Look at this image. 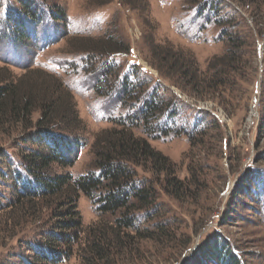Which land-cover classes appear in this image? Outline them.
<instances>
[{
  "label": "rangeland",
  "instance_id": "1",
  "mask_svg": "<svg viewBox=\"0 0 264 264\" xmlns=\"http://www.w3.org/2000/svg\"><path fill=\"white\" fill-rule=\"evenodd\" d=\"M218 1L222 2L221 15L209 12L198 18L196 8L187 9L183 0H36L43 18L28 26L29 38L20 44L13 42L9 26L6 28L7 13L15 11L17 3L0 0V64L19 66L11 69L21 77L34 63L35 68L57 72L72 86L77 111L86 126V132L81 134L84 146L79 159L66 171L74 177L92 172L95 134L111 128V120L126 112L115 101L116 95L110 100L96 92V85L107 92L103 84L109 71L104 65L107 60L109 68L115 69L113 73L119 71V79L134 70L129 66L137 65V71L143 73L141 80H151L147 88L157 89L159 97L179 108L175 127L168 128V135L151 139L142 127L135 128V133L148 138L155 150L175 164L176 178L186 183L187 192L175 197L172 190L155 183L152 173L138 171L139 177L153 182L159 192L160 229H166L168 237L162 234L159 241L142 242L139 252L125 255L119 264H183L214 232L227 237L245 264H264V196L258 205L236 193L242 177L246 180L248 173L264 172V25L257 22L264 18V9L263 13L258 9L264 6V0L252 4ZM57 9L66 13L67 27L51 19ZM256 15L263 18L257 19ZM224 31L243 36V61L248 64V76H235L231 87L225 88L227 91L212 94L210 99L197 100L175 82L161 77L146 60V37L154 34L157 40L191 52L200 72H206L211 60L225 53ZM110 37L128 53L94 56L92 61L87 54L76 51L83 43L99 46ZM115 82L112 88L119 94L120 87ZM133 112L136 110L128 115ZM38 118L39 113H35L33 121ZM167 120L165 116L162 123ZM19 132L0 136L2 207L14 199L17 187L22 188L27 182L21 175L22 164L17 155L28 148L20 139H14ZM14 172L21 173L19 179ZM79 210L86 226L98 222L96 208L83 196ZM49 212L44 208L34 216L24 206L0 213V264H22L33 254L32 246L50 232ZM223 217L225 227L220 225ZM145 226L158 231L152 225ZM63 264H80V259L74 255Z\"/></svg>",
  "mask_w": 264,
  "mask_h": 264
},
{
  "label": "trees",
  "instance_id": "2",
  "mask_svg": "<svg viewBox=\"0 0 264 264\" xmlns=\"http://www.w3.org/2000/svg\"><path fill=\"white\" fill-rule=\"evenodd\" d=\"M14 1L17 11L7 13L6 28L9 26L14 43L24 44L23 41L29 38L26 35L28 26L41 21L43 13L36 0ZM239 1L255 3V0ZM221 5L218 0H183L187 9L196 8L198 18L208 16L209 12L210 15H221ZM258 9L263 13L264 6ZM56 11L51 19L67 27L66 13ZM256 17L263 18V15ZM257 22L264 25V18ZM223 33L225 53L214 57L206 72H200L191 52L176 48L168 41L157 40L154 34L146 37V60L161 77L175 82L197 100L210 99L212 94L216 96L220 91H227L225 88L231 87L232 78L246 77L249 71L248 64L243 61V36ZM111 39L99 46L83 43L76 51L87 54L92 61L94 56L103 58L113 53H128L127 48ZM104 63L109 69L103 78L107 92H102L100 85H96V92L110 100L116 95L115 101L126 112L111 120V128L95 134L91 146L92 172L79 177L66 172L78 161L84 146L81 134L86 132L72 86L70 88L57 72L35 68L34 63L21 77L11 69L19 66L8 62L0 64V136L21 131L14 139H20L28 148L17 155L22 174L14 172L18 179L20 174L25 175L27 182L22 188L16 186L14 199L4 207L0 206V213L24 206L34 216L44 208L50 211V232L32 246L33 254L23 259L22 264H63L74 255H78L80 264H119L125 255L139 252L142 242L159 241L163 239L162 234L168 237V231L160 229L159 192L153 182L139 177L140 170L152 173L155 183L165 190H172L175 197L187 192L186 183L176 178L175 164L155 150L148 138L135 133V128L142 127L143 133L151 139L168 135L167 132H171L168 128L175 127L179 108L159 97L157 89L147 88L151 80H141L143 73L137 71V65L129 66L134 70L119 79V71L113 73L115 69L109 68V60ZM135 80L138 84L133 82ZM114 81L115 86L120 87L119 94L112 88ZM134 110L132 116L128 115ZM35 113H39L36 122L33 121ZM165 116L168 120L162 123ZM247 175L246 180L242 177L238 183L237 197L261 205L264 172ZM82 196L96 208L99 220L95 225L84 224L79 210ZM223 218L220 225L225 227ZM145 225H152L158 231ZM237 251L227 237L214 232L183 264H245Z\"/></svg>",
  "mask_w": 264,
  "mask_h": 264
}]
</instances>
